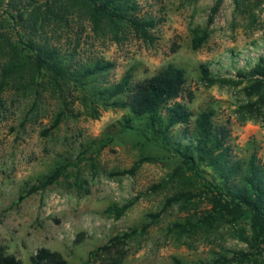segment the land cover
I'll use <instances>...</instances> for the list:
<instances>
[{
  "label": "rangeland",
  "instance_id": "1",
  "mask_svg": "<svg viewBox=\"0 0 264 264\" xmlns=\"http://www.w3.org/2000/svg\"><path fill=\"white\" fill-rule=\"evenodd\" d=\"M138 2L141 15L159 21L152 42L130 30L119 41L96 33L79 12L44 25L39 18L34 27L31 14L38 15L36 8L47 11L52 0H0V44L22 47L32 40L58 49L78 69L98 60L114 63L99 85L116 83L130 70L136 83L171 64L182 68L194 98L179 101L194 118L213 109L216 122L231 130L235 155L247 159L255 153L264 164V88L249 96L250 83L238 77L264 56V0ZM204 33L206 41L195 49L194 39ZM5 60L0 55V82ZM204 68L219 81L204 80ZM46 78L30 77L0 92V250L23 264H32L41 248L61 253L69 264H101L96 250L135 230L122 246L123 264H264V252L240 238L243 229L249 233L247 222L207 229L198 226L210 209L206 198L169 203L180 192L199 195L201 183L190 174L170 177L175 157L143 124L121 130L126 114L121 110L101 111L92 119L79 89L57 90ZM247 104L254 112L243 109ZM60 112L63 119L53 129ZM53 172L60 179L32 193ZM131 201L121 217L110 211Z\"/></svg>",
  "mask_w": 264,
  "mask_h": 264
},
{
  "label": "trees",
  "instance_id": "2",
  "mask_svg": "<svg viewBox=\"0 0 264 264\" xmlns=\"http://www.w3.org/2000/svg\"><path fill=\"white\" fill-rule=\"evenodd\" d=\"M218 7L214 8L213 15ZM40 10L36 8L35 11H39L37 16L31 14L34 27L38 26L39 18H42L41 25H44L45 21L62 22L63 13L79 12L88 17L94 32H108L116 41H119L122 31L130 30L144 42H152V32L159 24L153 16L141 15L138 0H52L47 11ZM3 37L0 34V41ZM207 37V33L196 37L194 48L199 49ZM0 55L6 59L1 66L0 92L14 82L17 84L30 77L32 81L47 77L48 83L57 90L63 86L79 89L82 92L81 104L92 119H99L101 111L121 110L126 112L119 122L121 130H134L137 122L143 124L152 140L161 142L163 149L175 157L177 167L170 177L183 178L190 174L201 183L199 195L189 191L180 192L169 199V203L192 204L197 198H206L210 209L199 218V227L214 229L247 222L249 233L243 229L241 240L251 248L264 252V164L255 153L247 159L235 155L231 130L228 125L216 122L213 109L203 110L194 118L187 103L179 101L185 95L188 103L194 98L186 88L187 77L182 68L171 64L153 77L136 83L133 81V70H130L116 83L99 85L100 79L115 68L114 63L98 60L78 69L58 49L32 40L22 47L9 44L8 48H4L0 44ZM238 75L241 83H250L247 88L249 96L260 93L264 88V56L250 71L239 72ZM203 76L211 84L219 81L211 76L207 68H204ZM243 109L254 112L250 104ZM63 115V112L57 115L53 129L58 128ZM60 177V172H53L32 193L45 190ZM133 204L134 201H131L110 211L121 217ZM177 228L185 230L186 226L177 224ZM135 233L134 230L117 236L96 250V254L100 253L97 256L101 264H123L126 253L122 246ZM237 256L247 257L243 252ZM31 263L69 264L61 253L47 248L39 249L31 257ZM0 264L23 263L16 256L0 250Z\"/></svg>",
  "mask_w": 264,
  "mask_h": 264
}]
</instances>
